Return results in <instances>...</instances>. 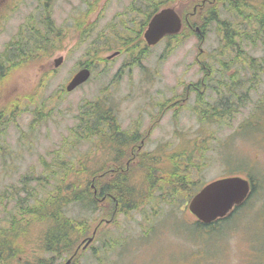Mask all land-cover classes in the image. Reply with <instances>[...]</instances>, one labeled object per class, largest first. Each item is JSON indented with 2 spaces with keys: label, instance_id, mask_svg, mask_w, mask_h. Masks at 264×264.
<instances>
[{
  "label": "rangeland",
  "instance_id": "rangeland-1",
  "mask_svg": "<svg viewBox=\"0 0 264 264\" xmlns=\"http://www.w3.org/2000/svg\"><path fill=\"white\" fill-rule=\"evenodd\" d=\"M246 1L250 6L264 2ZM90 2L0 0V54L9 42L20 40V36L26 39V22L38 18L45 3L51 5L52 16L64 33L61 49L43 59L45 65L22 67L5 81V99L20 97L21 109L13 120L0 125V194L6 195H0V227L6 225L10 211L18 210L15 204L25 196L23 183H30L28 188L37 191V178L48 174L51 169L46 168L56 152L67 148L74 128L87 115L90 104L96 102L105 111L112 109L111 114L124 131L144 133L150 127L145 151L185 141L199 148L195 150L198 158L188 172L192 188L229 173L245 176L248 171L253 176L254 190L220 225L201 227L187 208L191 197L169 200L168 191L150 189L140 198L143 202L137 209L118 214L112 224L103 223L89 247L81 249L77 264H264V122L256 127L262 113L258 108L264 99V46L242 16L229 11L226 5L220 7V17L235 22L240 31L235 41L240 43L242 56H235L233 47L223 49L222 35L214 22L201 43L195 35H189L168 51L165 38L148 46L144 53L133 54L119 48V35L125 36L126 30L127 36L135 34L129 28L136 30L149 10L144 0H98L96 6ZM84 11L87 17L83 28L90 27L84 29L89 38L80 39L74 23ZM101 34L104 42L113 44L99 50L96 58L91 50L93 45L101 46ZM59 56L62 62L55 67L54 60ZM203 56L213 70L205 99L216 104L227 97L237 107L234 114L213 125H201L197 120L192 110L194 94L182 106L161 111L163 104L183 94L186 83L203 75L197 64ZM251 59L258 61L257 66ZM87 63L92 65L90 78L66 91L68 81ZM257 70L259 74L255 75ZM45 71L48 73L41 79ZM78 149L91 163L106 160V153L90 148L88 143ZM67 151L63 156L75 161L74 150ZM112 151L107 149L114 155ZM240 165L236 171L234 168ZM99 212L75 205L68 210L78 220H87L92 228ZM40 230L36 224L28 227L26 237L30 241L23 238L24 253L7 264H26L24 258L32 255Z\"/></svg>",
  "mask_w": 264,
  "mask_h": 264
},
{
  "label": "trees",
  "instance_id": "trees-1",
  "mask_svg": "<svg viewBox=\"0 0 264 264\" xmlns=\"http://www.w3.org/2000/svg\"><path fill=\"white\" fill-rule=\"evenodd\" d=\"M221 1L227 2L229 11L242 16L253 35L264 46V2L262 1L250 6L246 0H144L149 7L145 18L136 30L129 28L130 31L135 32L134 35L127 36V30L125 36L119 35L121 40L119 48L137 55L144 53L148 46L142 35L149 19L162 7L173 6L183 19V27L179 33L166 37L168 51L189 35H195L199 39L198 43H201L209 24L214 22L221 32L223 49L233 47L235 54L242 56L239 50L240 43L235 41L240 31H237L234 21L230 22L220 17ZM97 2L98 0H92L89 5L96 6ZM90 9L92 10V7ZM86 17L87 12L84 11L75 18L74 28L78 30L80 39L89 38L88 31L84 29L90 27L83 28ZM231 24H234L235 28ZM196 26L200 27L198 33ZM26 29L24 41V36H20V40L9 42L0 54V125L7 120H13L18 115L17 110L21 109L20 97L14 96L6 100V93L4 92L3 95L8 76L13 71L28 65L33 67L36 64L45 65L42 60L61 49L63 28L55 22L50 4H44L38 18L26 22ZM99 39L102 40L101 46L93 45L91 50L96 58L100 56L99 50L104 49L103 47L110 48L113 44L111 41L104 42L105 38L102 34ZM207 57L208 60L209 56ZM250 62L257 66L258 61L251 59ZM197 64L200 65L203 75L195 82L186 83L183 94L176 97L173 102H168L166 106L163 104L161 111L182 106L194 94L192 110L200 124L220 123L234 114L237 110L236 103L227 101V97L220 98L216 104L207 101L205 92L210 89L209 78L213 71L212 66L205 61L204 56L200 60L197 59ZM85 65L90 68L92 66L88 63ZM46 73L48 71H45L41 79ZM257 74L259 70L255 72V75ZM261 105L264 111V99ZM261 105L258 109L262 113L256 121L258 128L264 122ZM111 112V108L105 111L98 103H91L87 115L74 128V136L70 138L67 148L56 152L52 164L46 168L51 170L43 176L44 178H37V191L28 188L27 185L30 183H23L22 191L25 196L17 200L15 206L18 210L16 213L10 211L9 216H6V225L0 227V264H7L8 261L21 257L24 253V249H21L22 240L25 238L27 242L30 241L26 234L28 227L34 224L41 228L40 237L36 247L32 249V255L24 258L26 264H66L68 259L71 261L70 264H77L78 255L88 238L95 239L98 229H101L106 221L112 224L118 214L137 209L143 202V200L140 202V198L145 193H149L150 189L157 187L160 191H168L166 199L170 198L169 200L178 196L186 200L205 184L194 189L193 181L189 179L188 172L194 166V159L198 158L195 150L199 148H193L192 144L189 145L185 141L174 147L158 146L154 152L145 151L143 149L146 144L145 136L150 127L144 133L139 130L124 131ZM83 143H88L90 148L96 151L106 153V160L101 163H91V160L86 158L87 155L79 154L78 147ZM139 147L142 150H138ZM68 149L76 153L75 161H68L65 155L63 156ZM107 149H112L115 154H109ZM163 150L166 152L160 153ZM241 167L240 165L234 169L237 171ZM246 172L245 176L251 181V195L254 190L253 176ZM230 175L235 174L229 173L226 176ZM9 191L11 190L5 192ZM72 205L89 211L100 210V217L93 228L87 220L80 221L68 213ZM223 219L210 224L218 226ZM210 224H202L196 220V225L201 227Z\"/></svg>",
  "mask_w": 264,
  "mask_h": 264
},
{
  "label": "water",
  "instance_id": "water-1",
  "mask_svg": "<svg viewBox=\"0 0 264 264\" xmlns=\"http://www.w3.org/2000/svg\"><path fill=\"white\" fill-rule=\"evenodd\" d=\"M182 28V18L175 8L171 6L163 7L157 11L149 20L147 27L143 32V38L148 46L157 44L164 36L177 34ZM62 62V56L54 60V66ZM91 75L88 67L80 68L68 81L65 90L71 91L87 81ZM227 184L232 191L228 195L221 196L207 203H196V195L211 188L213 185L223 186ZM251 192V185L247 178L241 176H227L212 180L205 184L189 200L188 208L196 218L204 223H210L219 217H223L235 206L242 204ZM92 240L90 237L85 246ZM69 262V261H68Z\"/></svg>",
  "mask_w": 264,
  "mask_h": 264
},
{
  "label": "snow or ice",
  "instance_id": "snow-or-ice-1",
  "mask_svg": "<svg viewBox=\"0 0 264 264\" xmlns=\"http://www.w3.org/2000/svg\"><path fill=\"white\" fill-rule=\"evenodd\" d=\"M232 191L227 184L223 186L213 185L211 188H206L204 191L199 192L194 201L196 203H207L221 196L228 195Z\"/></svg>",
  "mask_w": 264,
  "mask_h": 264
},
{
  "label": "flooded vegetation",
  "instance_id": "flooded-vegetation-1",
  "mask_svg": "<svg viewBox=\"0 0 264 264\" xmlns=\"http://www.w3.org/2000/svg\"><path fill=\"white\" fill-rule=\"evenodd\" d=\"M203 3H204V1H203ZM226 5H227V2H225V1H221V3L219 4V9H220V7L222 6V7H226ZM196 9L194 8V11H195ZM182 27H183V19H182ZM196 32L198 33L199 31H200V27L199 26H196ZM235 53V52H234ZM236 55V54H235ZM208 58V57H207ZM90 70H91V68H90ZM143 143V142H142ZM138 150H140V148H138ZM250 180V179H249ZM251 182V181H250ZM235 210V207L231 210V211H229L226 215H224L223 217H219V218H217V219H215L214 221H212L211 223H213V222H215V221H218V220H220V219H223V218H227L228 216H230L232 213H233V211ZM210 224V223H209ZM208 225V224H207Z\"/></svg>",
  "mask_w": 264,
  "mask_h": 264
}]
</instances>
